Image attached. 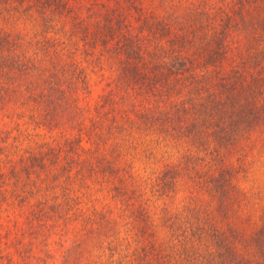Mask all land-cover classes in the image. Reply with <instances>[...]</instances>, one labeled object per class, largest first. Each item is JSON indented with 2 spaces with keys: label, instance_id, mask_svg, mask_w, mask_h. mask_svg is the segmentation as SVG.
<instances>
[{
  "label": "trees",
  "instance_id": "16d2710c",
  "mask_svg": "<svg viewBox=\"0 0 264 264\" xmlns=\"http://www.w3.org/2000/svg\"><path fill=\"white\" fill-rule=\"evenodd\" d=\"M181 1L137 32L116 9L98 20L67 0H0V264H78L90 249L97 264H264V223L244 239L218 226L226 203L170 213L176 166L152 182L164 245L127 164L140 138L148 161L169 151L163 163L264 148V0ZM86 63L117 66L95 100ZM214 179L220 197L237 193L233 174Z\"/></svg>",
  "mask_w": 264,
  "mask_h": 264
},
{
  "label": "rangeland",
  "instance_id": "374dc122",
  "mask_svg": "<svg viewBox=\"0 0 264 264\" xmlns=\"http://www.w3.org/2000/svg\"><path fill=\"white\" fill-rule=\"evenodd\" d=\"M67 1L73 5L81 6L80 11L84 15H87L89 7L97 9L101 13L96 15L98 20H102L107 13H113L112 15H114V9H116L130 23L132 30L137 32L140 30V21L145 13L161 17L165 14L166 6L171 3V0ZM190 1L195 2L196 0H182L180 11H185L191 6ZM85 65L92 77V91L88 95V99L95 100L117 75V66L115 64L113 66L105 65L104 69L99 70L97 74L94 65L87 63ZM102 73L104 74L102 75ZM141 143L140 138V157L135 163L127 164L140 177V200L143 199L149 204L150 230L155 236L157 235L160 242L165 243L164 245L169 244L171 246L173 244V234L171 235V230H169L170 221L163 218L160 211L165 201L164 196H160L156 189L152 191V182L161 174L163 175L168 167L172 166L180 169L182 183L174 182L173 184L176 185L175 190L173 189L174 186H171L173 192L170 193L171 198L169 201L171 202L168 204L170 213L173 211L175 215L184 216L186 213L191 214V211L194 213L196 206L204 211H217L219 205L222 207V204L226 203L228 205V207L226 206L227 210L223 212L222 207V213L219 212L218 226L227 231L228 234H230V231H235L238 235L242 233L245 239L246 236L254 235L257 229L262 226L264 223V148L255 151V153L254 150H251L245 163L237 161L236 156L232 159V163H163L168 161L166 159L169 157V151L167 153L160 151L155 155V159L152 158L148 161L141 151ZM171 154L170 161L176 160L179 155L175 149L172 150ZM158 160L160 161L156 162ZM224 171L234 175V185L237 190V193H232L233 195L231 194L229 198L226 196L220 197L211 186V183L215 180L214 177L221 176ZM199 184H202V189H197ZM205 188L206 190H204ZM129 229L124 223L119 232L125 238L129 236ZM122 244L125 246L124 241H122ZM91 250L82 253V257H78L77 260L79 261L76 260V262L78 264H97L93 261L96 260L98 255ZM62 263L64 264V259L58 255L55 264Z\"/></svg>",
  "mask_w": 264,
  "mask_h": 264
}]
</instances>
